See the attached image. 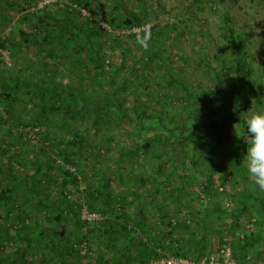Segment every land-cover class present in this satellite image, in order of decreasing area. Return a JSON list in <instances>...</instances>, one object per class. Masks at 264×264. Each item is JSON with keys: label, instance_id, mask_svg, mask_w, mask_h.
I'll return each mask as SVG.
<instances>
[{"label": "rangeland", "instance_id": "1", "mask_svg": "<svg viewBox=\"0 0 264 264\" xmlns=\"http://www.w3.org/2000/svg\"><path fill=\"white\" fill-rule=\"evenodd\" d=\"M45 1L0 0V41L6 42L0 47V96L12 94L10 100L0 98V264L146 262L126 259L129 248L120 250L124 238L116 249L105 248L108 223L115 221L103 204L107 192L122 202L116 207L126 217L118 223L160 254L148 259L199 263L225 248L238 264H264V191L241 161L246 144L234 137L241 124H229L207 191L209 178L199 160L202 141L185 140L176 147L170 132L182 123L184 85L215 87L219 73L225 89L230 87L227 15L249 53L240 84L242 100H249L247 115L264 108V0H91L87 10L75 0ZM125 9L142 15V23L113 27L110 18ZM91 49L114 77L125 118L115 114L112 88H103L107 80L94 73ZM68 91L74 94L73 109L61 111ZM61 92L64 106L50 108L49 101ZM189 105L203 129L208 117L203 104H184ZM73 128L83 137L80 143L72 142ZM147 141L150 149L138 148ZM37 171L41 180L33 177ZM182 184L187 188L180 192ZM10 185L16 191L6 201L1 195ZM135 192L140 198L132 196ZM153 194L154 199H144ZM243 194L256 198L254 215L237 221L232 215ZM165 208L176 227L175 240L160 211ZM84 209L101 219L84 221ZM198 213L207 216V230L193 226ZM138 215L146 218L142 229L152 230L158 241L132 223ZM179 223L189 224V231ZM50 228L52 233L39 235Z\"/></svg>", "mask_w": 264, "mask_h": 264}, {"label": "trees", "instance_id": "2", "mask_svg": "<svg viewBox=\"0 0 264 264\" xmlns=\"http://www.w3.org/2000/svg\"><path fill=\"white\" fill-rule=\"evenodd\" d=\"M75 1L79 6L84 7V9L86 10L92 9L91 6L94 4V2L91 0H88V1L75 0ZM196 1L198 2L202 0H196ZM78 14H81L80 10ZM143 20L144 18L139 13L127 11L125 9V11L120 12V14H118L117 16L113 15L112 18H110L109 22L115 28L117 27L123 28V27H134L136 25L141 24ZM229 20L230 18L227 15L225 17V24L228 28V34H229L228 45H229L230 50L233 52V59H232L233 65L231 68L232 70H234L233 79L231 80L230 87H228V89H225L224 84L221 80V75L219 73H217V82H216L215 87H211L209 89L197 90L193 87L184 85L182 87L184 97H182L181 108H179L181 110V113L179 115H183L182 123L175 125L173 129L170 130L171 133H174L176 135L174 141L172 142L174 146L176 147H179V146L181 147L184 144L185 140L192 139L196 143H198L200 140L202 141L203 152H200L199 160L204 161L203 173L205 177L209 178L207 179L210 181L209 182L207 180L206 184L208 185H206L205 187L206 191L209 189L211 190V188L213 187L211 186L212 181L210 180L211 179L210 177L211 175H213L216 169L217 154L215 152H219L221 150L220 148L221 142L228 140L227 138L228 136H226V134L228 135L227 130H228L229 124L232 122H236V120H238V122L241 124V128L239 129V131H237V133L234 136L236 138L235 143L239 144L240 142H243L242 129L244 126L245 119L248 116H250V115H247L250 110L249 100L243 101L242 97L240 96V94L242 95L241 90H240V84L245 78L244 71H245L246 62L249 57V53L245 49L243 39L239 35H237L236 30H234V28L231 27ZM91 29H95V31L97 32L100 30V28H98L97 25H94ZM64 35L65 34L61 35L60 37L62 38V36ZM70 36L73 38V42L75 43L76 41H74L75 39L74 33L71 32ZM67 40L70 41L71 39L68 38ZM5 44L6 42L4 40L0 41L1 48H5L6 47ZM90 51H91V54L95 55V57L93 58V61L95 62L94 73L97 76H99V79L107 80L108 83H106L107 84L106 87H103L104 89L109 90V87L112 88V92H111L112 99L115 101L116 106H117V111L115 114L117 115L120 114L125 118L127 108L123 106V101L120 99V96L118 95L117 91H115L116 88H115V85L113 84L114 77L111 76L112 73L106 70L102 56L99 53H97L96 50L93 51V49H91ZM136 73L139 74L140 71L136 70ZM62 92L60 94L56 93V96L54 97L56 100L52 99L49 101L51 102L50 108L54 110H57L58 108H62L64 105L61 106V99H62L61 97H65L67 95V103H66V99L64 98L66 105L64 106V109H61V111H65V109H69V110L71 108L73 109L74 105H72L73 100L71 98L74 97V94L68 91L67 94L64 93L66 95L63 96ZM75 97L77 96L75 95ZM0 98H2L3 100L4 99L10 100L12 99V94L7 93L3 97L0 96ZM59 98H61L60 101H59ZM190 101L200 106L201 104H203L201 108L204 111L203 110L202 111L203 113L205 112L206 116H208L207 122L204 125L203 129L199 128L198 124H200L201 122L200 120L199 122H197L198 116L197 114L194 113V111H192L193 107H191L190 105L189 107L184 106L185 103L187 102L189 103ZM75 103H77V100H75ZM46 107H48V104L46 105ZM189 121L191 124L189 127H186V124ZM185 131H187L186 135H185ZM72 134L76 137V140L72 142H75L77 144V143H80L81 140H83V137L81 136L78 128H73ZM159 138H160V141H164L163 138L161 137ZM213 144L215 145V149H214ZM150 146H151L150 141H147L145 145L138 146V148H142L146 152L148 149H150ZM198 149L199 147L195 146L194 151L191 153V156L194 158V161L197 160L195 158H197ZM236 154L238 155L237 152ZM205 161H208V164L205 163ZM46 164L48 165L49 161H47ZM33 177L39 178V172L37 171ZM184 178L182 179L183 181H184ZM39 180H41V178H39ZM15 188L16 186L14 185H10L9 187H7L3 191L4 193L1 195L2 196L1 198L8 201L10 194L16 191ZM179 188L180 189L178 190L181 192L184 189L186 190L187 186H183L182 184L181 186H179ZM106 194H108L106 196L107 201H105V203L103 204L106 207V211H110V210L112 211V215L114 216L115 221L108 223L112 225H110V231L107 232L109 233V238L107 240V244L105 245V248L106 249H116L118 241L121 238H124L126 242L121 245L120 250L122 248L125 250L126 249L128 250L129 248L126 259H129V261H132V262H139L142 260L143 261L147 260L146 262L142 264H149L151 261H157V260H153V259L151 260L148 258L151 255L158 257L160 255L158 251H153V249L151 250L150 247H143L140 238L133 237L132 232L128 229L127 225H122L118 223L119 220H123L126 217L125 213L120 212L119 209L116 207V206L123 207L121 206L122 205L121 200L119 198H113L109 194V192H107ZM132 196L140 198L141 195L135 192ZM154 196L155 195L153 194V195L148 196L147 198L144 197V199H148V200L154 199ZM255 204H256V198H254V196L245 195V194L241 195V197L238 198L237 207L235 208L232 217L237 221L238 219L247 220V218L249 219L252 218V215H254ZM160 211L162 212L163 220L166 221V225L169 226L171 230L168 236L171 239L175 240V235L177 234L176 227L173 223L172 217L169 214L168 209L167 208L160 209ZM210 213H207V215L212 216L213 214H210ZM145 220L146 218L144 216L138 215L132 221V223L134 225L139 226L140 231H142L145 235L149 236L150 240L153 242L155 241L154 237H156L153 234V231L150 230L149 228L142 229V224ZM124 222H126V224L131 223L130 219ZM193 222H194L193 226L198 225L199 228L203 230L208 229L207 228L208 226L207 216H203L201 219V216H199V213H198V217L197 215H195V220ZM113 224L117 225L116 229H114L115 227L113 226ZM179 224L180 225H178V227L187 228V230L189 231V227H190L189 224H182V223H179ZM105 227H107L106 224H105ZM49 231L52 233L53 229L50 228V229L42 230L39 233V235L45 236V234L49 233ZM54 233L57 234L56 231H54ZM193 234H197V232L195 231L193 232ZM94 238H99V235H94ZM156 238L158 241V237ZM30 241L31 240L28 239L27 243L28 244L31 243ZM188 241L189 239L186 240V242ZM256 243H259V241H256ZM126 244H129V245H126ZM235 245H237V243H234L233 246ZM158 246H161L160 242H158ZM252 246H255V244ZM241 248L243 249L246 248L242 244V242H241ZM236 256L237 255L235 254L234 258H236ZM121 263L122 262L113 260V259L112 261H108L106 263L102 261V264H121Z\"/></svg>", "mask_w": 264, "mask_h": 264}, {"label": "clouds", "instance_id": "3", "mask_svg": "<svg viewBox=\"0 0 264 264\" xmlns=\"http://www.w3.org/2000/svg\"><path fill=\"white\" fill-rule=\"evenodd\" d=\"M242 131L246 150L241 161L254 184L264 191V108L245 119Z\"/></svg>", "mask_w": 264, "mask_h": 264}, {"label": "built area", "instance_id": "4", "mask_svg": "<svg viewBox=\"0 0 264 264\" xmlns=\"http://www.w3.org/2000/svg\"><path fill=\"white\" fill-rule=\"evenodd\" d=\"M52 0H47L45 2L49 3ZM84 15H87L85 10H82ZM100 213L93 212L87 209L83 210L82 218L84 221L92 223L100 220ZM86 250V249H85ZM149 264H238L233 258H231V252L229 249H221L220 252L216 254H210L203 259L199 263L194 260L188 258H171V259H162L157 261H151Z\"/></svg>", "mask_w": 264, "mask_h": 264}]
</instances>
